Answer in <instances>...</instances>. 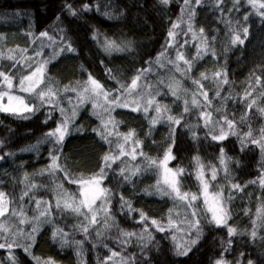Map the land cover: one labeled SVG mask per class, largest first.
Wrapping results in <instances>:
<instances>
[{
  "label": "trees",
  "instance_id": "16d2710c",
  "mask_svg": "<svg viewBox=\"0 0 264 264\" xmlns=\"http://www.w3.org/2000/svg\"><path fill=\"white\" fill-rule=\"evenodd\" d=\"M261 13L264 9L248 0H0V72L13 83L8 89L0 77V89L23 97L33 108L23 115L0 112V192L8 199L0 222L10 229L0 232V243L6 245L0 248V264H13L10 255L15 264H37L34 257L54 264H264V212L259 220L256 216L257 209L264 208V185L259 183L264 178V152L250 142L264 130ZM237 34L243 44L233 43ZM110 42L115 46L106 50ZM42 64L43 82L34 92H20L19 80ZM141 73L137 89L128 96L121 85ZM89 76L111 93L109 100H135L140 110L132 111V103L109 105L102 98L95 108V98L81 102L78 93L89 96L83 93ZM46 87L55 93L51 102L36 96ZM194 96L198 105L192 103ZM149 98L154 102L145 112ZM203 112L212 114L207 125ZM168 116L180 123L173 124ZM225 117L233 129L226 128ZM65 123L67 134L57 143L48 133ZM221 127L228 131L227 138L213 139ZM129 132L133 136L125 143ZM249 132L251 137L246 136ZM121 144L125 152L135 146L144 155H120L105 167L102 187L110 192L109 216L98 212L97 222L90 225L84 216L55 206L64 190L77 193L79 185L69 180L99 173L103 157L116 156ZM169 148L174 159L168 167L184 169L178 177L182 191L200 192L198 163L203 166L209 192L223 194L226 226L210 222L202 197L195 201L193 217L184 202L158 191L160 176L149 159L162 160ZM53 156L59 157L64 171L51 170ZM48 204L49 215L40 216ZM100 204L98 200L94 207ZM190 221L199 224L190 227ZM33 227L34 242L28 239ZM228 227L237 234L230 236ZM254 228L257 236L252 238ZM57 229L66 234L64 240ZM29 244L31 255L24 251ZM183 248L189 249L186 255L179 254ZM112 252L118 255L109 259Z\"/></svg>",
  "mask_w": 264,
  "mask_h": 264
},
{
  "label": "snow or ice",
  "instance_id": "6c2138e0",
  "mask_svg": "<svg viewBox=\"0 0 264 264\" xmlns=\"http://www.w3.org/2000/svg\"><path fill=\"white\" fill-rule=\"evenodd\" d=\"M162 3L167 4L169 0H161ZM185 4H191L192 0H184ZM218 2H222V0H218ZM237 3H239V0H236ZM250 4L253 5V7H259L261 9H264V2L262 0H248ZM196 4L200 3V0H195ZM87 8V5L85 6ZM75 13L73 12V15ZM194 15V10L190 13V16ZM261 15H264V13H261ZM247 17H245L246 19ZM175 27V26H174ZM189 30L191 31V26H189ZM247 28L243 29V32L246 36L247 34ZM201 34L203 33V29L200 30ZM43 35H47V33H44ZM170 36L173 35L172 33L169 34ZM202 45L206 44L205 38L201 35L200 37ZM239 42L241 44L244 43V40L241 39L240 35L237 34L233 40V43ZM115 46L114 42H110L106 46V50H110ZM63 51V49H61ZM68 50H73L71 49V46H68ZM39 54V53H37ZM11 58V57H10ZM178 60H184V57L182 54L177 55ZM46 63V62H44ZM184 63L188 65V67H191V64L189 61L184 60ZM179 70V68H177ZM110 71V70H109ZM39 74V75H38ZM141 74H138L135 76L130 84L128 85H121V88H123L124 93L127 94L128 96H131L132 93L137 89L138 87V81L141 79ZM217 75H220L217 73ZM0 77L3 78L4 82L7 84L8 89H12L13 83L12 80L10 79L9 76L5 75L4 72H0ZM207 78V77H204ZM43 82V64L41 65L40 68H37L35 72H33L31 75H27L23 77L22 79L19 80L18 82V90L20 92H34L36 88L39 87V85ZM228 81L225 79L223 83H227ZM257 82L259 83V77H257ZM195 83V81H194ZM143 87H147L144 85ZM201 87H203L201 85ZM66 91L68 90H74V89H65ZM83 93H89L88 97H84L82 93H78V96L81 100V102L84 101V99H93V107H98L101 106L99 105V100L102 98L106 104L109 105H117V106H122V107H127L128 102L122 101L120 97L114 96L111 100L108 99L109 95L111 94L108 90L104 89V86L99 83L97 80L93 79L91 76H89V80L87 82V85L83 88ZM175 94V92L173 93ZM204 96L205 101L208 100L207 93L203 92L201 93ZM218 94V93H217ZM55 93L53 92L51 87H46V89H41L39 92L36 93L37 98L43 100L44 97H49V101L51 102V97L54 96ZM5 98H7V103H4ZM153 99L149 98L147 100L146 106H144V111L147 112L148 107L153 103ZM187 104V101H185ZM193 104L198 105V101L195 99V96L193 97L192 100ZM210 103V102H209ZM252 103L254 104L255 101L253 100ZM140 105L133 100L132 101V111H138L140 110ZM108 108H105V111H108ZM33 108L29 106V103L25 102V99L19 95H12L9 93L7 90H2L0 89V112H10L13 114H18V115H23L25 112H32ZM157 116L160 114V108L157 107L155 109ZM187 111V108L185 109ZM264 111V109H262ZM202 117L205 119V123L207 125L208 122L211 121V112H203L201 113ZM27 118V117H25ZM167 119L169 121H172L173 124L178 125L180 123L179 119H176L172 116H168ZM226 128L228 130L233 129L234 125L233 122L230 120H227V118H224ZM157 122L156 119L152 120V123L155 124ZM219 123V122H217ZM105 127L107 125L105 124ZM262 131V135L260 136L259 139H251V143L257 144L262 152H264V130ZM67 134V124H63L61 127H57L54 131L49 132L48 136L50 137H55L57 143H61ZM111 134V133H109ZM228 131L225 130L224 127H221V130L219 134L213 135V139L215 140H224L227 138ZM251 132L247 133L246 136L251 137ZM133 136V133L129 132L127 135L123 137V140L125 143H127L129 140H131ZM106 138V137H105ZM139 141H136L135 144L139 145ZM243 143V141H242ZM121 151L116 155H106L103 157L104 161V166L100 168L99 173L89 177L85 178L83 176L79 177L78 179L75 180H69L70 183H76L79 185L78 191L76 194H69L67 193L66 190L61 194V196L57 199L56 201V207L61 208L63 207L66 210H70L71 212L77 214V215H82L84 216L85 220L88 222V224H95L97 222V213L98 212H103L104 215L107 217L109 216L110 210L108 208V197L110 196L109 189L102 187L103 180L106 178V172H105V167H110L111 164L109 163L114 162L115 159L119 158L120 155H129L131 156L132 159L136 158V155H144L142 151L137 153V148L135 146H132L129 151L125 152L123 150L124 145H120ZM59 157L53 156L52 159V166L51 170L55 171L57 169L64 171V169L57 163ZM148 159V158H146ZM174 159V157L171 155V148L167 150L165 153L164 157L162 160L157 161L154 159H149V164L151 166H155L158 169V174L160 176V179L158 180L157 183V188L158 191H161L164 195H169L172 196L173 199H178L181 202H184L187 208L192 209L191 215L193 217L196 216V210H195V201L200 199L201 197L203 198V203L207 208V211L211 213V220L210 222H214L217 226H226L227 225V220L229 218L227 208L223 204V194L222 192H217V193H210L209 192V181L204 178V171H203V166L199 165L198 163V171H197V179L200 181V192L197 193H190L187 191H182L180 187V182L178 177L183 174L184 169L178 168L175 171L171 168L168 167V161ZM197 161H199V158H197ZM221 163H224L223 158H221ZM123 169L121 170V174H123ZM65 175L67 176V173L65 172ZM211 179L215 180L216 179V169H212V175ZM251 183H256V181H251ZM259 183L261 185H264V178H261L259 180ZM163 184L165 187L160 188L159 185ZM62 187V186H61ZM232 187L237 190H243L239 184H233ZM27 195V193H25ZM78 197V198H77ZM123 199V198H121ZM101 201V204L99 208L94 207L96 205L97 201ZM37 208H40V202L37 201ZM47 203V202H45ZM130 207V205H129ZM51 205L48 204L44 209H42L39 213L40 216H46L49 215ZM82 209H86V211H82ZM8 211V199L5 196L3 192H0V217L4 216L5 213ZM264 212V208L257 209V219L259 220L261 218V214ZM13 215H17V213L13 212ZM21 217V223L25 222V217L23 212L19 213ZM141 220L143 221L146 219L144 213L140 214ZM38 219V218H37ZM256 221H253V224H255ZM153 225L157 224V221L153 220L152 221ZM199 221H190L189 226H198ZM175 226L174 221L170 218L169 219V227ZM105 227H107V223H105ZM10 229L5 225V223L0 222V232H8ZM85 233L88 231L87 227H83L82 229ZM158 230L163 231V227L158 226ZM179 231V229H177ZM37 229L33 227L32 233L28 234V239L32 242H34V235ZM57 232L61 233V239L64 240V235L62 233L61 229H57ZM228 234L230 236L236 235L237 230L234 227H228ZM55 235V234H54ZM125 236H132L134 233H124ZM252 238H255L257 236V231L254 228L251 232ZM175 239V237H173ZM66 242V241H65ZM192 244L196 243V240L191 241ZM230 243V241H229ZM13 244H15V241L12 243L8 244L7 247L11 249L13 247ZM21 246V245H17ZM31 244L24 246V251L28 252L29 255H31L30 248ZM6 245L3 243H0V248H5ZM188 248H183L182 251L179 252L181 255H186ZM118 253L112 252V256L109 257V259H112L113 257H116ZM10 259L13 260V264H15V257L10 255ZM36 259L37 264H54L53 261H43L41 262L39 258L34 257ZM121 264H126V261H122ZM216 264H227L226 261L224 260H218ZM248 264H252L251 261L248 262Z\"/></svg>",
  "mask_w": 264,
  "mask_h": 264
},
{
  "label": "rangeland",
  "instance_id": "374dc122",
  "mask_svg": "<svg viewBox=\"0 0 264 264\" xmlns=\"http://www.w3.org/2000/svg\"><path fill=\"white\" fill-rule=\"evenodd\" d=\"M128 103H132L131 101L127 100ZM137 102V101H136ZM4 103H7V98H5ZM138 103V102H137Z\"/></svg>",
  "mask_w": 264,
  "mask_h": 264
}]
</instances>
